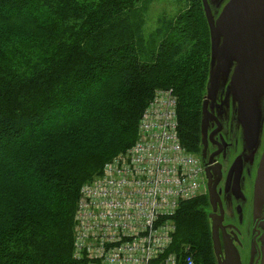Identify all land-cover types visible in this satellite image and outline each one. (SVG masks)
<instances>
[{
	"label": "trees",
	"instance_id": "16d2710c",
	"mask_svg": "<svg viewBox=\"0 0 264 264\" xmlns=\"http://www.w3.org/2000/svg\"><path fill=\"white\" fill-rule=\"evenodd\" d=\"M145 2L0 0V264H86L74 257L81 188L136 142L159 89L176 93L181 141L197 152L209 75L202 1L161 19L150 40ZM207 205L200 195L174 216L171 250L187 246L196 264H215Z\"/></svg>",
	"mask_w": 264,
	"mask_h": 264
},
{
	"label": "built area",
	"instance_id": "2783aa9c",
	"mask_svg": "<svg viewBox=\"0 0 264 264\" xmlns=\"http://www.w3.org/2000/svg\"><path fill=\"white\" fill-rule=\"evenodd\" d=\"M203 174L181 141L177 97L159 89L141 115L136 142L82 186L74 257L86 264H196L189 248L171 250L173 217L204 193Z\"/></svg>",
	"mask_w": 264,
	"mask_h": 264
},
{
	"label": "flooded vegetation",
	"instance_id": "af4514ba",
	"mask_svg": "<svg viewBox=\"0 0 264 264\" xmlns=\"http://www.w3.org/2000/svg\"><path fill=\"white\" fill-rule=\"evenodd\" d=\"M234 70L232 67L228 76L221 77V85L225 82L216 98L208 103L210 117L205 140L201 134L204 95L199 142L197 152H193L200 159L207 184L202 193L208 202L207 251L214 263L219 264L212 239L216 223L220 264H264V204H259L255 196L264 153V109L260 133L253 141L246 132L238 104L228 90ZM208 187L216 197L215 206L210 203ZM196 251L201 255L205 250Z\"/></svg>",
	"mask_w": 264,
	"mask_h": 264
},
{
	"label": "water",
	"instance_id": "95a60500",
	"mask_svg": "<svg viewBox=\"0 0 264 264\" xmlns=\"http://www.w3.org/2000/svg\"><path fill=\"white\" fill-rule=\"evenodd\" d=\"M201 1L210 29L213 58L209 65L207 91L202 106L203 140L210 117L208 103L216 98L224 84L225 81L221 85V77L228 76L232 67H235L228 90L238 104L247 134L254 141L260 133L264 109V0ZM222 4L218 17H215L212 8ZM203 178L207 189L204 174ZM208 191L210 203L215 206L213 189L208 187ZM255 196L259 204H264V153L258 169ZM216 226L214 223L212 239L220 264Z\"/></svg>",
	"mask_w": 264,
	"mask_h": 264
},
{
	"label": "rangeland",
	"instance_id": "374dc122",
	"mask_svg": "<svg viewBox=\"0 0 264 264\" xmlns=\"http://www.w3.org/2000/svg\"><path fill=\"white\" fill-rule=\"evenodd\" d=\"M189 4H190V0H147V2L144 3L145 8L143 10V18H144L143 27H142L143 35L146 37L147 40H150L151 35L154 34L156 29L161 26L160 25L161 19H171L172 17L176 16V14L179 13L180 11L186 9L189 6ZM222 7L223 4L220 7L212 8L215 17H218ZM208 31L210 33L209 25H208ZM209 40H210V44H209V52H208V65H211L213 58H212V41L210 37ZM205 85H206L205 90L207 91V83ZM166 89L172 90L173 94L177 97L176 93L172 88H166ZM171 223L173 224V222ZM174 224H175V220H174ZM175 231H176V224H175ZM173 241H174V236H173ZM184 247L186 248L187 246L184 245Z\"/></svg>",
	"mask_w": 264,
	"mask_h": 264
}]
</instances>
